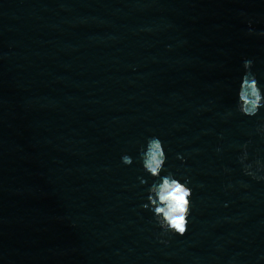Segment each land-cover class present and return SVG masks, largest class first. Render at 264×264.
<instances>
[{"label": "water", "instance_id": "water-1", "mask_svg": "<svg viewBox=\"0 0 264 264\" xmlns=\"http://www.w3.org/2000/svg\"><path fill=\"white\" fill-rule=\"evenodd\" d=\"M262 33L264 0H0V264H264V108L236 110ZM153 136L185 237L144 208Z\"/></svg>", "mask_w": 264, "mask_h": 264}, {"label": "clouds", "instance_id": "clouds-1", "mask_svg": "<svg viewBox=\"0 0 264 264\" xmlns=\"http://www.w3.org/2000/svg\"><path fill=\"white\" fill-rule=\"evenodd\" d=\"M253 67V61L243 62L245 73L241 78L237 93L236 110L248 117L256 116L264 108V89L253 74ZM139 155L144 171L154 179L149 187L147 197L149 203L145 204L144 208L153 212L156 222L162 229V234L187 236L191 225L193 198V190L189 186L190 181L181 182V179L170 171L161 175L165 171L168 157L164 142L159 137L148 138L146 145L141 147ZM247 158V152L240 158L244 165V173L253 179H264L257 175L258 171L264 169V164L257 160L255 162L256 171H253L254 165L245 163ZM122 162L131 166L133 159L129 155H124ZM141 183L145 184L146 181L142 180ZM162 242L167 243V241Z\"/></svg>", "mask_w": 264, "mask_h": 264}]
</instances>
